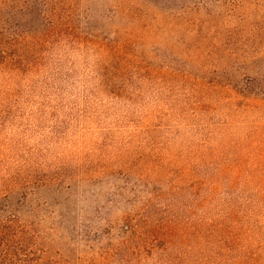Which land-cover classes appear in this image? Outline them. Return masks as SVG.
<instances>
[{
	"label": "rangeland",
	"instance_id": "rangeland-1",
	"mask_svg": "<svg viewBox=\"0 0 264 264\" xmlns=\"http://www.w3.org/2000/svg\"><path fill=\"white\" fill-rule=\"evenodd\" d=\"M74 4L80 28L103 40L127 44L132 63L168 73L172 82L160 86L167 100L159 109L166 115L164 124L179 130L176 135L163 127L164 137H153L160 158L146 162L149 143L142 142L143 135L132 137L135 124L130 121L143 116L154 96L145 90L141 102L133 105L90 94L88 90L97 85L91 69L95 56L84 52L70 56L72 63L63 68L71 70V78L59 87L66 101L59 120L72 110V121L56 130L68 135L59 139L52 134L42 146L48 148V162L59 164L56 154L68 162L63 187H71V192L56 200L66 201H60L61 206L69 210L74 206L66 222L81 215L78 219L87 236H78L80 248L85 253L90 247L96 255L116 246L118 224L130 216L139 227L146 222L163 228L184 225L188 235L180 251L182 264H264V194L239 185L209 198L205 187L194 188L182 169L185 161L176 156L181 146L199 139V132L205 135L212 123L226 121L221 108L228 83L233 89L254 84L264 90V0H74ZM188 82L200 86L201 104L211 109L196 105L180 117L170 115L169 108H177L184 99ZM216 101L222 103L215 105ZM196 107L197 114L191 110ZM38 122L26 134L29 145L53 125ZM233 122L241 124L239 118ZM170 154L174 158L161 159ZM79 164L89 168L90 177L80 172ZM55 247L66 250L62 244ZM64 254L70 256L68 250ZM83 255L86 259L90 253Z\"/></svg>",
	"mask_w": 264,
	"mask_h": 264
},
{
	"label": "trees",
	"instance_id": "trees-1",
	"mask_svg": "<svg viewBox=\"0 0 264 264\" xmlns=\"http://www.w3.org/2000/svg\"><path fill=\"white\" fill-rule=\"evenodd\" d=\"M76 9L74 0H0V264H148L149 260L151 264H182L180 251L188 235L184 225L163 228L146 222L139 227L130 216L118 224L116 246L96 255L89 247L85 253L90 255L83 259L78 236H87V232L81 229V215L66 222L74 206L69 210L61 206L60 201H66L56 200L63 192H71V187H63V167L69 165L61 161L60 154L55 155L59 164L48 162V148L42 144L72 121V110L59 120L60 112L66 110L59 87L71 78V70L63 67L72 63L73 53H91L96 58L91 69L97 85L89 87L90 94L133 105L141 102L145 90L154 96L143 116L130 121L135 124L132 137L143 135L142 142L149 143L146 162L160 158L153 137L162 139L163 127L179 135L178 128L164 124L166 115L159 109L167 100L160 86L169 87L172 82L166 78L168 73L160 67L132 63L127 44L103 40L80 28L74 19ZM256 86L233 89L228 83L221 108L226 121L212 123L207 134L199 132V139L181 146L182 152L176 155L185 161L182 169L194 188L205 187L209 198L239 185L264 194V113L256 115L264 110V90ZM185 88L184 99L177 108H169L170 115L180 117L196 105L211 109L201 104L198 84L188 82ZM206 99L210 100L209 95ZM239 101L246 104L240 106ZM191 110L197 114V107ZM84 113H89L88 106ZM238 118L241 124H234ZM38 121L53 125L36 144L29 145L26 134ZM66 135L57 133L56 137ZM166 158L174 157H161ZM78 167L84 176H91L89 168ZM61 244L66 250L55 247ZM67 250L69 257L64 256Z\"/></svg>",
	"mask_w": 264,
	"mask_h": 264
}]
</instances>
